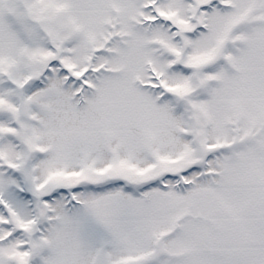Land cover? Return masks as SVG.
<instances>
[{"label": "snow or ice", "instance_id": "1", "mask_svg": "<svg viewBox=\"0 0 264 264\" xmlns=\"http://www.w3.org/2000/svg\"><path fill=\"white\" fill-rule=\"evenodd\" d=\"M0 264H264V0H0Z\"/></svg>", "mask_w": 264, "mask_h": 264}]
</instances>
